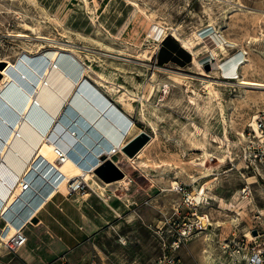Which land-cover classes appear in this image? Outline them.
Wrapping results in <instances>:
<instances>
[{
	"label": "rangeland",
	"instance_id": "374dc122",
	"mask_svg": "<svg viewBox=\"0 0 264 264\" xmlns=\"http://www.w3.org/2000/svg\"><path fill=\"white\" fill-rule=\"evenodd\" d=\"M60 1L0 0V60L21 66L22 60L34 64L48 58L51 64V53L57 50L61 57L89 66L91 72L76 84L59 122L82 91L93 98L99 95L98 100L107 98L130 117L134 127L129 140L145 132L150 141L131 160L123 152L114 158L129 175L126 183L119 182L126 176L110 183L100 179L95 170L105 161L98 157L93 171L87 169L95 173L91 185L85 183L80 193H58L62 210L50 212L59 221L56 232L70 237L66 245L39 227L38 218L25 229L29 241L17 254L0 249V264H88L92 259L105 264L110 244L116 247L118 260L120 245L135 250L134 230L148 241L150 247L142 248L143 260L152 264L151 255L162 257L185 221H197L191 215L195 208L185 204L178 184L197 198L198 216L208 215L211 225L184 241L176 256L185 264H219L229 241L219 239L216 232L231 240L233 234L242 236L253 228L248 200L240 194L245 185L251 184L255 202L264 207L259 176L264 171V142L250 136L254 123L264 118V90L224 79L220 67L246 55L240 75L264 83V0H112L102 12L98 10L103 0H75L78 7L67 20L56 14ZM135 9L167 28L168 36L189 41L190 51L177 40L191 62L182 57V64L159 63L164 43L160 37L146 39L148 54L158 46L151 61H143L140 47L126 48L128 40L119 31ZM9 66L0 63V71L17 74ZM71 72L65 76L72 74L77 82L78 75ZM260 136L264 138L262 132ZM88 193L91 196L85 197ZM156 224L161 247L155 239L152 248ZM129 230L133 231L129 238L121 236ZM258 243L263 247L264 239Z\"/></svg>",
	"mask_w": 264,
	"mask_h": 264
},
{
	"label": "bare ground",
	"instance_id": "6f19581e",
	"mask_svg": "<svg viewBox=\"0 0 264 264\" xmlns=\"http://www.w3.org/2000/svg\"><path fill=\"white\" fill-rule=\"evenodd\" d=\"M111 2L112 0L99 2L98 12L106 9ZM133 3L138 9L139 5ZM74 7H78L75 0H61L56 14L60 19L67 20ZM119 33L128 40L126 48L135 50L140 47L138 52H144L143 61H151V54H156L158 50L156 45L152 53L148 54L145 48L147 37H160L161 42L168 37L167 28L154 24L148 15L136 9L124 22ZM176 39L183 43L185 49H192L189 41L180 37ZM221 48L226 49L225 45ZM60 54L57 50L51 53V64L46 56L47 59L34 64L22 60L21 66L9 60H0V63L9 64L17 73L11 75L8 70L0 71L3 75L0 82V207L3 216L9 221L5 229L6 240L12 238L26 222L31 221L32 215L43 207L48 193L53 191V195L59 192L68 195L69 183H90L92 172H87V169L93 171L94 164L87 165V161L92 160L96 153L100 155L104 151V154L113 155L115 150L123 152L125 146L121 144L119 149L113 146L99 128L102 109L106 107V103L99 102L96 105V101L91 100L93 96H86V93L83 95L82 91L79 94L94 105V112L85 111L83 100L75 96V103L72 100L73 103L67 107L69 113L62 116L59 122V114L76 84H82L91 72L89 66L84 67V64L61 57ZM245 56L239 55L222 63L220 67L223 78L237 80L239 84L253 89L264 90V83L250 81L240 75L239 69L244 64ZM131 57L140 60L132 55ZM56 65H60V69ZM67 71L76 72L78 81H75L76 78L71 73L70 77H66ZM108 118L112 120L109 116ZM56 123L60 125L56 127ZM62 123L70 128L63 127ZM253 126L258 129L257 124L254 123ZM103 140L110 144L108 149L100 145ZM94 145L97 146L94 148ZM58 148L63 150V162L58 159ZM90 148L93 150H88ZM87 150L93 154L91 158ZM95 160L97 162L98 158ZM24 180L32 181L27 188Z\"/></svg>",
	"mask_w": 264,
	"mask_h": 264
},
{
	"label": "built area",
	"instance_id": "2783aa9c",
	"mask_svg": "<svg viewBox=\"0 0 264 264\" xmlns=\"http://www.w3.org/2000/svg\"><path fill=\"white\" fill-rule=\"evenodd\" d=\"M258 129L253 127L254 134H250L252 139L260 137V142H264L263 136H260V132L264 134V118H259L257 120ZM118 154V150L114 151ZM57 154L59 155V161H64L63 150L58 148ZM106 154V153H105ZM103 154H100L99 158H102ZM257 158L258 156L255 155ZM103 162L98 166L100 167ZM41 168V165L39 166ZM96 168V169H97ZM264 183V171L259 174ZM25 181V188H27L32 181ZM85 183H69V194L80 193L85 189ZM179 193H182L185 198V204L188 207H194V211L191 214L193 217L197 216V221L192 222L185 221L183 223V228L179 232V236L174 240L171 247L166 249L162 257L158 258L155 264H185L181 259L176 256V252L181 248V244L184 241L192 238L196 234H201L205 232L208 227H210V218L208 215L198 216L197 198H193L190 192H188L183 185H179L176 188ZM240 194L244 200H248V206L251 208V220L253 222V228L249 233H244L242 236L238 234H233V238L229 243L222 248V257L219 264H264V243L263 247L261 243H258L264 239V207H261L255 202L254 199V189L251 184H247L240 191ZM201 200V199H200ZM197 203V204H196ZM192 209H190L191 211ZM2 210H0V223L3 226L0 228V249L7 251L9 254H17L23 247H25L29 241V237L26 234V228L31 221L26 222L20 230L10 239L6 240L7 235L5 234V229L8 226L9 221L3 216ZM254 231L258 232V235H254ZM231 242V243H230ZM65 257V256H64ZM65 259V258H63ZM88 264H99L96 259H92Z\"/></svg>",
	"mask_w": 264,
	"mask_h": 264
},
{
	"label": "crops",
	"instance_id": "0c3cea01",
	"mask_svg": "<svg viewBox=\"0 0 264 264\" xmlns=\"http://www.w3.org/2000/svg\"><path fill=\"white\" fill-rule=\"evenodd\" d=\"M98 96H97V99L92 98L91 99L92 102H94V100H95L96 105H98L99 102H101V103L105 102L106 103V107L102 109L103 116H101L102 118L100 117L102 119V122H101L99 128L102 130L103 134L106 136V139L111 141L113 146H117L118 149L121 146V144L126 146L131 140H133L136 137V135H135L130 140L128 139V137L131 135V133L133 131L132 129L134 127V125H133V127H130L131 126L130 117L128 115H126L124 112H122L119 108H117L116 105L112 104L107 98L101 97L100 100H98ZM79 98H81V96H79ZM83 103L86 106L85 111H88L90 113L94 112V109H93L94 105L93 104L88 103L85 99H83ZM108 104L111 105L112 107L116 108L117 110L110 108V106H108ZM108 116L112 120H109ZM100 145L103 146L104 149H108L110 146V144L104 140L101 142ZM96 146L94 145L93 147L95 148ZM120 154H122V152H120L118 150V154H113V155L104 154L102 156V159L106 158V160H107L108 158H111L112 160H114V158ZM139 155H138V157H140ZM99 156H100L99 154H97V153L95 154L96 158H98ZM95 157H93L92 160L87 159V160H89V161H87L88 162L87 165L95 164L96 163ZM94 176H95V173H92V180H93ZM38 178L40 179L41 176ZM128 180H129V175L126 173V177L122 181H124L123 183H126ZM119 182H121V181H119ZM88 184L91 185L90 183H88ZM92 190L95 191L94 187L92 188ZM89 194L90 193L85 194V197H90L91 194L90 195ZM46 196H47V200L44 202L43 207L39 210V212L34 213L30 220L32 222L33 220L39 218V220H40L39 227L44 226L48 230V235H50L54 239L57 238L61 243H63V245H66L65 241L70 240V237H67L64 234H60V233L56 232V230H55L56 224L59 223V221L55 217V215H53L50 212V211L56 212V211H58V209L62 210L60 207L62 205V201H60L61 200L60 196L58 193L56 195H53V191L48 193ZM0 210H2V207H0ZM121 223H124V221L122 220ZM158 227H159V225L156 224L155 228H154V225L152 228L153 229L152 230L153 231L152 232V248H154V246H155V243H154L155 239L157 241V247L158 248L161 247L160 238H159L160 232L158 231L159 230ZM218 230H220V229H218ZM139 231L140 230H134V232L137 233L136 238H137V241L139 242V243L137 242L135 250H130V249H132V247L129 244L120 245V250H121L122 255L120 256L119 260L116 258V255H114V253H113L114 249L116 247L112 246V244H110V246H107L108 251H106L105 254H106V257H108V261L105 264H146L145 263L146 260H143L144 256L142 254L143 253L142 248H143V250H144V247H146L148 249L149 244H148V241L144 238V236L139 234ZM131 233H133V231L129 230L128 233H121V236L122 237L126 236V238H129L131 236ZM216 233H217V236L219 239H221L223 241H230L229 239L228 240L223 239L225 237L223 233H218V232H216ZM211 234L212 233H208V235H211ZM80 235L81 234L79 233L78 236H80ZM74 241L78 242V244L80 243V239L77 238L76 236H74ZM123 241H124V239H123ZM125 250H126V252H125ZM159 256H160V253L156 258L154 257V253L151 255L152 264Z\"/></svg>",
	"mask_w": 264,
	"mask_h": 264
},
{
	"label": "water",
	"instance_id": "95a60500",
	"mask_svg": "<svg viewBox=\"0 0 264 264\" xmlns=\"http://www.w3.org/2000/svg\"><path fill=\"white\" fill-rule=\"evenodd\" d=\"M149 141L150 136L143 132L124 146L123 153L130 158H134ZM103 160L105 162L95 170V173L104 182H115L126 176L125 172L114 162V160L111 158H108L107 160L104 158ZM34 222L37 223L38 219H35ZM254 235H258V232L254 231Z\"/></svg>",
	"mask_w": 264,
	"mask_h": 264
},
{
	"label": "trees",
	"instance_id": "16d2710c",
	"mask_svg": "<svg viewBox=\"0 0 264 264\" xmlns=\"http://www.w3.org/2000/svg\"><path fill=\"white\" fill-rule=\"evenodd\" d=\"M182 57L186 58V62H191V56L189 53L180 46L177 40L168 36L159 52V63L166 64L173 61L175 63L182 64L180 62Z\"/></svg>",
	"mask_w": 264,
	"mask_h": 264
}]
</instances>
